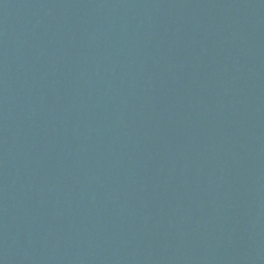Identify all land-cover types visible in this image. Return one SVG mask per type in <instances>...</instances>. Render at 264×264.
I'll return each mask as SVG.
<instances>
[{"label":"water","instance_id":"95a60500","mask_svg":"<svg viewBox=\"0 0 264 264\" xmlns=\"http://www.w3.org/2000/svg\"><path fill=\"white\" fill-rule=\"evenodd\" d=\"M0 264H264V0H0Z\"/></svg>","mask_w":264,"mask_h":264}]
</instances>
